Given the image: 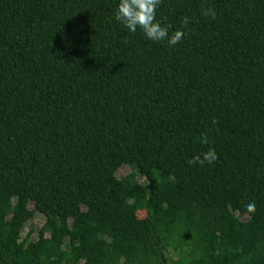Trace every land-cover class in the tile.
Segmentation results:
<instances>
[{
	"label": "trees",
	"instance_id": "1",
	"mask_svg": "<svg viewBox=\"0 0 264 264\" xmlns=\"http://www.w3.org/2000/svg\"><path fill=\"white\" fill-rule=\"evenodd\" d=\"M117 4L0 0V264H264V0Z\"/></svg>",
	"mask_w": 264,
	"mask_h": 264
},
{
	"label": "clouds",
	"instance_id": "2",
	"mask_svg": "<svg viewBox=\"0 0 264 264\" xmlns=\"http://www.w3.org/2000/svg\"><path fill=\"white\" fill-rule=\"evenodd\" d=\"M162 0H118V4L114 13V18L130 33H135L138 29L143 31L144 36L152 41H166L169 47L176 46L185 37V32L176 30L174 33H169V26L158 20L157 9L160 7ZM205 16L215 17V11L211 8L202 13ZM188 19L185 18L183 23L188 24ZM202 143H207V140H202ZM193 157L189 164H204L212 163L217 159V153L214 149H209L207 152ZM254 208V205H250Z\"/></svg>",
	"mask_w": 264,
	"mask_h": 264
},
{
	"label": "rangeland",
	"instance_id": "3",
	"mask_svg": "<svg viewBox=\"0 0 264 264\" xmlns=\"http://www.w3.org/2000/svg\"><path fill=\"white\" fill-rule=\"evenodd\" d=\"M133 171L134 170L129 165H124L122 168L119 169L117 173V177L119 179H124L129 175H131ZM138 180L141 183L146 184V181L143 177L138 176ZM33 205H34L33 202H31L30 207L33 208ZM139 216L141 218H144L146 216V213L142 212L139 214ZM45 222H46V217L43 214H36L35 218L30 223H28L25 230L23 231V238H25L29 233V231L33 228V230H35L33 239H36L38 235V230L45 224Z\"/></svg>",
	"mask_w": 264,
	"mask_h": 264
}]
</instances>
